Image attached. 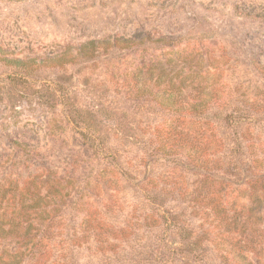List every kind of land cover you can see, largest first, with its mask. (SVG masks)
Wrapping results in <instances>:
<instances>
[{"label": "rangeland", "instance_id": "obj_1", "mask_svg": "<svg viewBox=\"0 0 264 264\" xmlns=\"http://www.w3.org/2000/svg\"><path fill=\"white\" fill-rule=\"evenodd\" d=\"M119 36L152 40L97 59L64 64L53 58L66 47L75 52L86 40ZM3 57L35 62L15 66ZM254 61L264 65V0H0V215L19 208L21 189L31 178L43 193L42 179L50 183L61 176L72 193L49 224L55 232L51 254L66 264H154L148 250L184 242L152 227L150 217L165 209L182 231L209 247L214 232L202 235L206 224L176 193L205 179L200 194L210 186L223 203L248 204L244 212L258 225L246 234L255 243V259L264 263V183L255 185L257 200L247 202L254 186L249 187L244 146L264 147V102L250 108L252 101H264V74ZM135 68L165 73L187 90L200 84L220 92V105L185 120L213 133L221 148L220 169L198 171L156 150L154 128L170 122L169 114L149 98L128 96L110 75ZM164 178L171 180V192L156 194L153 202L135 189L150 180L160 187ZM85 207L94 217L87 226L81 221ZM26 208L30 228H40L39 217ZM92 227L118 234L109 240L117 253L108 260L92 253L85 234ZM15 245L0 239L1 252ZM208 253L203 263L185 257L168 264H217L213 251ZM52 262L51 256L21 264Z\"/></svg>", "mask_w": 264, "mask_h": 264}, {"label": "trees", "instance_id": "obj_2", "mask_svg": "<svg viewBox=\"0 0 264 264\" xmlns=\"http://www.w3.org/2000/svg\"><path fill=\"white\" fill-rule=\"evenodd\" d=\"M147 40L152 39L149 36L145 38L119 36L89 39L79 44L75 52L71 51L70 47H66L63 52L53 58H57L58 62L64 64L75 63L79 57L97 59L116 50L131 51ZM2 60L6 64L15 66L22 65L27 61L35 62L33 58L22 60L3 57ZM253 63L257 70L264 74V65L259 61ZM153 73L151 71L142 72L140 68H135L125 74L121 72L119 75L112 70L110 75L116 77V84H119V87H122L128 96L149 98L159 109L169 114L170 122L166 125L164 123L160 128H154L158 137L154 141L157 151L165 156L181 157L198 171L206 172L212 167L220 169L223 166L219 157L221 148L218 142L212 138L213 133L207 132V129L196 130L191 126L193 123L185 121L188 119L191 122L192 119L207 113L212 106L219 104L220 92L200 84L191 85L190 89L192 90H187V85L183 81L180 80L176 84L165 73L159 72L155 75ZM263 102L262 99H256L252 101L250 108L253 109ZM226 117L227 115L223 119L225 120ZM239 121H235L234 124ZM244 146L246 148L245 157L249 161L251 170L249 187L254 186V188L248 189L247 202H254L258 198L255 185L264 183V147L253 142ZM206 177L209 178L207 175ZM52 178L50 183H47V178L41 180L42 187L45 189L43 193H41L39 185L35 188L33 178L28 180V183L21 189L19 208L11 213L6 211L1 213L0 239L13 240L16 245L6 248L4 252L0 251V264H21L30 258L45 260L51 256L55 262H52L53 264H66L60 256L50 253L49 244L55 232L50 229L49 224L58 215L57 213L65 204V200L68 197L71 199L72 187L65 186L61 176L54 175ZM162 180L160 187L155 181L150 180L145 184L137 185L135 189L140 191L146 201L153 202L156 194L171 192V180L168 178ZM203 183L199 186L195 185L193 188L180 187L176 193L181 200L192 204L193 212L206 224L207 227L203 230L202 235L214 232L213 236L207 239L209 247L202 246L193 233L182 231L178 218L165 209L156 217H150L153 222L152 227H156L164 235H177L184 242L181 246H155L148 250V254L151 256L149 260L154 264H168L175 259L191 257L194 262L203 263V258L209 256L208 251L211 250L218 260L217 264H264L255 259L258 253L254 251L255 243L246 234L251 229L250 226L255 228L258 225V221L253 219L251 213L245 214L244 212L248 208V204L246 202L237 204L233 199L225 200L223 203L222 200L215 197V194L219 193L218 190L210 186L206 188L208 191L200 194L201 188H205L206 183ZM24 204L27 205L24 207ZM26 207H30L39 217V221L43 223L40 228H30L33 218L28 217L30 213ZM230 210L233 212L230 213ZM82 212V224L91 225L94 218L93 212L89 207H85ZM144 221L146 222L145 217L143 225L146 226ZM24 222L26 223L24 224ZM167 223L171 225L167 226ZM85 230L86 236L90 237L93 243L94 257H103V259L106 257L108 260L111 255L117 253L114 245L110 243L112 241H109L110 238L112 240L116 238L118 235H116V231L113 232L111 228L109 231H107L108 229L96 231L93 227ZM100 232L106 237H102ZM103 238H106L107 241ZM103 244L106 246L107 253H105L106 250L103 251ZM76 246L78 248L79 243ZM133 255V250H131L129 258ZM113 262L115 261H112V264Z\"/></svg>", "mask_w": 264, "mask_h": 264}]
</instances>
